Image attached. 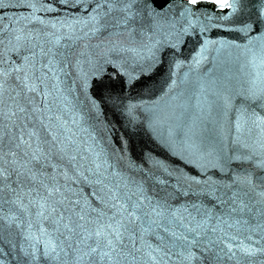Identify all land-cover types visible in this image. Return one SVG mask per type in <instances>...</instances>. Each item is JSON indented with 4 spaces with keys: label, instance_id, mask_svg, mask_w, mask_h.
Here are the masks:
<instances>
[{
    "label": "water",
    "instance_id": "1",
    "mask_svg": "<svg viewBox=\"0 0 264 264\" xmlns=\"http://www.w3.org/2000/svg\"><path fill=\"white\" fill-rule=\"evenodd\" d=\"M233 6L225 20L231 10L218 5L136 0L135 16L116 27L114 18L122 14L109 12L104 0H0V69L23 68L7 77L4 100L13 110V99L29 107L25 123L35 124L41 138L33 140V148L39 143L49 154L56 168L47 172L57 176L69 201H79L76 210L83 208L86 219L95 220L98 212L110 216L117 191L133 199L142 193L146 207L155 206L148 199L166 200L169 220L178 209L183 225H199L205 244L225 234L264 235L236 223L248 217L232 212L235 205L228 200L236 190L234 178L258 174L254 161L264 156V126L253 123L254 113L264 117V101L249 98L255 72L261 70L253 62L264 59V0H234ZM17 35L24 38L22 47ZM25 74L37 92L22 91ZM44 126L54 142L44 143L51 141ZM234 147L239 151L233 153ZM253 151V161L229 159ZM4 212L16 215L19 227L4 223L0 264H60L43 255L47 240L57 239L40 232L43 226L51 233L47 221L7 204ZM165 226L186 232L174 220ZM156 233L163 242L149 235L145 248L151 244L169 253L160 264H201L184 260L172 238L160 229Z\"/></svg>",
    "mask_w": 264,
    "mask_h": 264
},
{
    "label": "snow or ice",
    "instance_id": "2",
    "mask_svg": "<svg viewBox=\"0 0 264 264\" xmlns=\"http://www.w3.org/2000/svg\"><path fill=\"white\" fill-rule=\"evenodd\" d=\"M135 2L136 0H110V2L104 0L109 12L115 11L122 14L119 19L114 18L113 26L119 27L128 24V21L135 16L131 10L132 4ZM186 3L190 6L213 4L218 5L221 10L230 9L231 11L223 17L225 20L235 11L234 0L233 2H227V0H186ZM170 7L171 5H165L166 9ZM186 11L188 10L186 9ZM206 15L211 19L210 14L206 13ZM247 28L250 30L251 26L249 25ZM22 39L24 38L19 35L15 36L20 47L23 46L20 44ZM57 43H59L58 40ZM18 50V48L13 49V51ZM41 51L43 52V49ZM43 54L48 55L47 52ZM27 59L24 57L25 62ZM253 66L261 70L255 72L249 98L264 101V59L260 60L259 65L253 62ZM21 71H23L22 67L12 68L11 71L0 69V77L4 78L0 80V239H2L5 222L9 228L14 223L19 227L16 215L11 212L5 214L4 205L7 204L16 207L22 213L34 214L38 219L48 222L51 233L43 226L40 227V232L49 236L55 234L57 239L47 240L44 244L43 255L54 258L60 264H85V262L87 264H136L138 260H144L145 264H160V261L169 253L160 247L153 248L151 244H147L148 250L145 248L146 236H155L158 241L163 242L164 237L157 235V229L166 233L176 242L173 244L174 247L178 244L181 256L189 262L200 260L203 264V261L206 260L208 264H224L225 261L228 264H264V243L261 242L264 240V235H261L260 239H256L254 235L249 234L241 239L239 235L227 236L225 234L226 238L218 237L208 240L205 244L201 239L205 234L197 230L199 225L197 227L183 225L181 222L184 217L178 215V209H173L169 213L172 217V220H169L164 213V208L167 207L166 200L153 202L148 199V205L155 203V206L146 207L145 197L142 193L133 199V195L119 194L117 191L112 195L114 202L109 205L110 216L105 212H98L95 220L86 219L87 214L83 208L79 211L76 210L75 205L79 204V201H69L68 197L61 192L57 176L47 172V168H56V165L51 163L49 154L40 148L39 143L35 149L33 148V140L39 142L41 138L40 131L36 129L35 124L29 127L28 123H25L29 107L21 106L13 99L15 105L13 110L4 100L6 91L4 84L7 82V77L11 75V72ZM16 79H20V77H16ZM27 81L28 76L25 74L22 91L37 92V87L29 85ZM16 96H20V93H16ZM9 98L12 99V97ZM27 104L31 105L32 100L28 99ZM32 110L35 111L34 108ZM254 115L253 123L257 127L264 126V117L255 113ZM17 120L20 123H17ZM236 129L238 132L240 131V123H237ZM43 131L51 137V141L46 139L44 143L56 140L47 126H44ZM243 147L250 148L249 145H243ZM237 151L239 148L234 147L233 153ZM256 155L253 151L249 155H233L229 159L241 162L253 161ZM71 159L74 160L75 157ZM254 164L255 168L259 169V173L253 175L252 172H246L235 177L233 184L236 190L230 192L228 200L235 205L231 208L232 212L246 214L248 217L236 223L248 225L252 233L260 234L264 233V156L255 160ZM61 175L65 180L70 179L63 170H61ZM160 183L165 182L160 181ZM26 185L29 186L27 192L24 191ZM226 187L231 189L233 185ZM181 194L187 195L188 193ZM165 195L171 196L170 193ZM33 196L39 197V199H28ZM32 209L35 210L34 213L31 211ZM92 211L96 210L92 209ZM185 212H187V208H185ZM102 217H106V222L101 219ZM173 220L180 223L186 232L178 233L165 226L166 224L171 225ZM28 227L31 228L32 224L29 223ZM35 239L39 240V237H35ZM81 245H85L86 250ZM193 248L199 249L202 255L198 256L196 252L192 251ZM154 252L160 254V259L153 254ZM185 252L187 255H184ZM31 255L33 260L37 258L34 254Z\"/></svg>",
    "mask_w": 264,
    "mask_h": 264
}]
</instances>
